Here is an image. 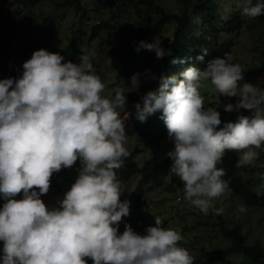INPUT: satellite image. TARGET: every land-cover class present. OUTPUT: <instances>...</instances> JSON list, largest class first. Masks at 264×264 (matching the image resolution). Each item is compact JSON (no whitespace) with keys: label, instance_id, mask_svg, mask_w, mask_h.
<instances>
[{"label":"clouds","instance_id":"clouds-1","mask_svg":"<svg viewBox=\"0 0 264 264\" xmlns=\"http://www.w3.org/2000/svg\"><path fill=\"white\" fill-rule=\"evenodd\" d=\"M242 13L264 15V0L249 2ZM135 48L157 58L171 54L155 40H141ZM140 79V73L129 77L128 92L139 89ZM159 79L157 89L135 104L137 119L144 122L160 111L173 145L166 156L183 183L184 199L203 214H221L213 201L230 190L225 170L217 166L225 150L238 153L237 167L254 163L255 149L264 150V88L246 81L242 66L227 53L209 59L203 70L189 66ZM203 81L219 93L216 105L220 97L236 98L223 104L224 111L243 108L254 114L218 128L220 112L205 105ZM104 89L88 58L76 63L44 48L22 63L18 77L0 79V264H87L85 258L92 264H193L178 243L181 233L162 227L158 216L143 234L127 222L118 231L130 210V201L120 199L125 188L116 172L130 155L127 95L117 86L109 98ZM77 160L70 187L55 206L46 205L41 195L52 174Z\"/></svg>","mask_w":264,"mask_h":264},{"label":"rangeland","instance_id":"rangeland-1","mask_svg":"<svg viewBox=\"0 0 264 264\" xmlns=\"http://www.w3.org/2000/svg\"><path fill=\"white\" fill-rule=\"evenodd\" d=\"M63 0H42L30 11L19 7L13 0L9 2L10 5V20L8 26L14 27V37L12 38V45L10 47L11 58L10 65L12 70V77H18L22 71V63L29 59L32 52L36 49L44 48L51 52H59L61 47L67 46L73 30L78 25V15L72 9L60 8L58 3ZM158 5L162 6L169 13H181L187 0H154ZM215 1V0H214ZM219 3V15L221 19L230 20L232 16L239 15L243 24L236 33L223 32L219 36L212 32L206 23L203 27L207 29L204 34L201 32H194V35L199 38H204L198 46H206L208 51L222 52L224 49H231V57L237 59L244 71V79L248 82L256 84L264 88V22H260L255 18H249L242 13V8L248 5L245 0H216ZM94 7L95 4L91 3ZM252 4V3H251ZM121 8L118 11L119 17L111 20L115 24L114 28L109 30H102L98 38L90 37V26L87 28V35L83 37L80 42V47L83 53L80 57H86L94 64L98 65L96 74L105 84V89L102 95L111 98L114 96V89L118 86L117 80L119 72L122 68V61L113 54L111 49L113 47L121 48L126 43L132 28L138 25L141 17L137 15L134 10L135 6L131 7L129 2L122 1ZM142 7V6H140ZM142 16L148 20H154L156 14L148 10L144 6ZM193 8V6H192ZM193 12V9H192ZM31 16L35 26L42 25V20L46 17H51L55 22V34L42 35L36 30L32 31L33 46L27 57H23L22 50H24L26 35L22 30L26 19ZM92 17V18H91ZM96 17V18H95ZM2 13L0 11V20ZM90 24L95 25V19L98 23L108 19L106 12H92L88 16ZM177 21L168 20L154 31L152 40L160 43L165 49H170V45L174 39V33L177 29ZM1 28V27H0ZM224 41L223 45L220 41ZM144 49V48H143ZM139 50L133 53V60L130 66V72L122 76L121 86L124 91H128L126 85L129 82V77L133 73H140L139 89L135 92L141 93L145 87L151 84L152 78H145L146 75H153V55L155 53L149 50ZM144 51V52H143ZM25 59V60H24ZM149 69L150 73H145ZM1 72V69H0ZM1 78V75H0ZM200 92L205 97L207 104L217 100V92L209 81H204L200 86ZM210 95V96H209ZM235 97L232 102H235ZM136 102L127 103L125 112L128 117L125 124H133L136 115ZM264 111V105H261ZM233 111H222V116L228 118ZM254 114V110H253ZM252 114V115H253ZM123 115V113H122ZM126 147L129 152H133L135 147H138V153L134 158L142 164L150 153L147 150L144 142L135 135H128ZM168 150L172 148V143L168 139ZM259 154L254 163L248 165L251 169L245 176L246 182L253 189H264V161L260 159V155L264 150L255 149ZM77 160L70 168L78 167ZM218 166V165H217ZM57 177L62 179V171L57 172ZM62 174V176H61ZM139 177H134L128 182H121L125 188L120 199H127L130 201V210L127 217H122V224L125 222H135L136 232L143 234L146 226L154 224V217L158 216L162 220V227L173 228L179 231L183 239L178 242L185 247L189 254L193 256V264H203L209 259V251L213 248H222L229 245V241L225 239L219 232L218 226H212L209 223H214V218H207L208 214H203L195 209L183 197L182 182L172 171L166 177L165 184L160 187L148 189L146 191L145 199L139 204H135L132 198V192L137 186ZM63 193L55 187H49L46 194L41 195V199L46 205L55 206L56 201L62 198ZM213 203L222 208V214L227 219L228 226L240 223L242 225L243 233L247 244H255L260 242L264 245V207H253L244 205L241 199L234 196L231 190L226 191L220 197L216 198ZM3 200L0 199V205ZM243 205L245 211L239 210ZM123 228H121V232ZM246 258L245 254L239 252L232 254L224 259H219L213 264H239Z\"/></svg>","mask_w":264,"mask_h":264},{"label":"trees","instance_id":"trees-1","mask_svg":"<svg viewBox=\"0 0 264 264\" xmlns=\"http://www.w3.org/2000/svg\"><path fill=\"white\" fill-rule=\"evenodd\" d=\"M11 0H0V11L2 18L0 20V75L1 78L12 77V70L10 65L11 52L10 47L12 45V38L14 37V27L8 26L7 23L10 20V5ZM19 7L26 9L27 11L35 7L42 0H13ZM92 1L95 6L90 4ZM122 1L129 2L132 6H135L134 10L137 15L141 17L138 21V25H135L131 33L128 36L126 43L121 48L113 47L111 51L116 54L122 61V68L119 72L117 85L121 86L122 76L130 72V66L133 60V53H137L136 44L143 40L151 42L154 36V31L161 25L165 24L168 20L177 21V29L174 33V39L170 45L171 54L165 55L161 58H157L153 55V75L150 85L145 87L141 93L135 91H124L127 95V103L132 104L134 102H141V97L144 93L149 90L157 89L160 83L161 76H168L172 74H178L182 70L189 66H195L201 70L206 66V62L216 56H222L227 53L231 56V49H224L222 52L219 51H208L203 54V59L198 60L197 56L202 54V49H207L206 46L200 45L204 38H197L194 32L207 31L203 24L206 23L210 30L217 34H223V32L236 33L242 27L243 21L239 15L232 16V19L225 20L221 19L219 12V3L216 0H187L183 8V11L179 13H169L162 6L158 5L154 0H63L58 3L57 6L60 8L72 9L75 14L78 15L79 19L76 28L73 30L72 35L67 43L61 47L59 53L65 57L66 60L73 62H80V55L83 53L82 48L79 46L81 40L87 35V28H90V37L98 38L102 30H109L114 28L115 24L111 20L116 21V17H119L118 11L122 5ZM252 4L256 0H245ZM144 6L150 11L156 14L154 20L145 19L142 16ZM193 6V8H192ZM193 9V12H192ZM92 12H106L108 19L98 23L95 19V25H89L91 21L88 16ZM92 18V17H91ZM96 18V17H95ZM256 19L260 22H264V15H259ZM26 35L24 50H22L23 57H27L29 51L33 46V38L31 36L32 31L40 32L42 35H54L55 34V22L51 17H46L42 20V25L35 26L31 16H29L22 28ZM224 41H220L223 45ZM143 48L140 50L142 51ZM36 50V49H35ZM144 50V49H143ZM146 50V49H145ZM144 50V51H145ZM143 51V52H144ZM140 52V51H138ZM176 58L177 62L172 63V59ZM25 60V59H24ZM183 62H179V61ZM232 62H239L237 59L232 58ZM95 72H97L98 65L93 64ZM204 81L201 83V85ZM128 92V93H127ZM210 96V95H209ZM219 96V93H217ZM234 97L225 98L220 97V104L216 105V100L207 104L206 106L216 107L217 111L220 112L221 125L217 127H223V124L228 121L235 122L239 115H245L251 118L253 110L241 108L239 111H233L232 114L226 118L222 116L223 104L225 102H232ZM160 111L153 113L148 116L144 122L137 119L135 115L133 124H126L125 133L128 135L138 136L147 147L150 155L142 161L140 164L134 156L138 153V147L136 146L133 152H129L130 155L124 158L123 165L116 170L117 177L121 182H128L134 177H139L137 186L132 192V198L135 204H139L146 197V191L151 188L160 187L165 184L166 177L171 173L170 165L172 161L166 156L168 151L167 145V129L160 118ZM238 159V153L232 150H225L222 162L218 167H222L225 170L224 179L228 180V187L234 196L241 199L242 203L247 206L253 207H264V189H253L244 179L245 176L250 172L248 165L241 167L236 166ZM260 159L264 161V152L261 153ZM79 167V166H78ZM62 168V179L57 177V172L53 173L50 180V187L57 188L60 192L64 193L74 181L77 175V168ZM58 171V172H59ZM183 186V183H182ZM183 188V187H182ZM16 198H20V194H17ZM4 202V201H3ZM216 208L218 205L213 203ZM214 218V223H209L212 226H218L220 234L229 241V245L222 248H213L209 251V259L203 264H213L219 259H224L236 253L245 254L246 258L239 264H264V245L260 242L255 244H247L246 238L243 233L242 225L240 223L232 224L228 226L227 219L221 214H214L210 211L207 218ZM136 222V221H135ZM128 222L131 227L136 231V223ZM124 228L122 220L119 225L118 231ZM2 244V242H0ZM87 264H92L90 258H85Z\"/></svg>","mask_w":264,"mask_h":264}]
</instances>
